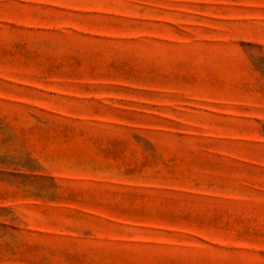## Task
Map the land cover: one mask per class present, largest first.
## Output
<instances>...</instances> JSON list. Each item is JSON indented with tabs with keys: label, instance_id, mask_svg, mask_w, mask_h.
I'll list each match as a JSON object with an SVG mask.
<instances>
[{
	"label": "rangeland",
	"instance_id": "1",
	"mask_svg": "<svg viewBox=\"0 0 264 264\" xmlns=\"http://www.w3.org/2000/svg\"><path fill=\"white\" fill-rule=\"evenodd\" d=\"M0 264H264V0H0Z\"/></svg>",
	"mask_w": 264,
	"mask_h": 264
}]
</instances>
